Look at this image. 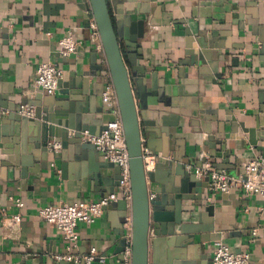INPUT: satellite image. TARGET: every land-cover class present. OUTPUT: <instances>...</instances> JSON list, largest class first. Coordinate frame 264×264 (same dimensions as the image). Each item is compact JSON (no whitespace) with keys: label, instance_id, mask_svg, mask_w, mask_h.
<instances>
[{"label":"crops","instance_id":"0c3cea01","mask_svg":"<svg viewBox=\"0 0 264 264\" xmlns=\"http://www.w3.org/2000/svg\"><path fill=\"white\" fill-rule=\"evenodd\" d=\"M85 1L0 0L1 101L15 104L16 110L20 105L32 106L29 102L38 93L47 95L33 82L37 64L52 62L63 71L60 80H72L71 87L62 88L72 93L58 94L57 89L53 94L61 104L78 106L80 112L84 108L94 116L110 115L112 110L101 95L110 80L102 75L103 51L90 37L92 16L84 10ZM108 2L112 13L123 18L146 9L143 19L128 17L120 29L134 38L129 40L131 54L136 66L145 69V112L153 151L143 145V153L154 160L156 187L174 176L175 158L189 160L185 168L191 172L209 163L237 175L248 159L264 154V0ZM69 29L79 44L74 54L62 57L57 41ZM197 31L204 33L206 43L215 45V60H195ZM11 118L9 110L0 106L1 129L11 127ZM20 134L17 164L11 152L0 148V206L6 212L0 214V264H31L29 258L36 264H44L45 259L57 264L60 261L53 255L64 252L66 242L56 227L38 216V210L50 204L96 201L117 192L119 168L109 169L105 178L113 186H106L95 170L98 162L107 163L102 154L94 148L95 158H90L72 144L49 152L41 168L23 151ZM142 140L145 144L143 135ZM164 158V162L172 160L171 167L160 166ZM156 193L150 185L149 195ZM15 198L23 201L19 209L13 204ZM182 204L193 206L191 212L182 213L186 224L196 226L187 234L190 242L182 239L179 226L173 237L149 234L148 264L156 260L163 264L168 257L174 261L181 255L186 262L212 264L218 241L236 253L247 252L248 264H264V203L258 194L220 193L208 186L201 189L200 200ZM168 207L165 204L162 211L168 212ZM15 211L21 216L16 224L10 219ZM123 215L117 204H109L94 222L78 223L77 248L72 252L85 254L92 248L105 256V264H121L115 250L120 229L128 234Z\"/></svg>","mask_w":264,"mask_h":264},{"label":"water","instance_id":"95a60500","mask_svg":"<svg viewBox=\"0 0 264 264\" xmlns=\"http://www.w3.org/2000/svg\"><path fill=\"white\" fill-rule=\"evenodd\" d=\"M84 10L90 13L96 24L105 63L102 75L109 77L114 88L117 98V114L111 111L110 115L104 113V115L94 116L87 114L84 108L80 112L81 109L78 106L75 108L72 104L66 107L55 95L38 93L29 102L34 107V117L24 119L25 117L23 118L15 112V104L0 100V106L7 108L14 117L11 118L14 120L11 127H2V129L0 127V148L3 152H11L14 162L17 164L19 160L17 158L16 143L19 141L17 135L21 133L24 143L23 151L39 162L41 168H44V162H47L49 153L47 144L53 138L60 140L62 148L72 144L79 153H86L90 158H95L94 146L89 142L82 141L81 132L86 130L89 134L99 135L106 128L107 123L119 119L123 127L129 157L130 199L127 202L125 199L119 198L110 204H117L123 210L125 219L123 222L128 220L130 228L128 234L125 233L124 228L120 229V240L115 254L121 264H124L123 253L128 245L130 247L129 264H148L149 234L155 237L172 236L175 235L176 226H179V232L184 237L182 239L190 242L191 236L187 237V234L196 230V226L186 224L183 221L182 213L191 212L193 206L190 205L187 208L182 204V201L200 200L201 189L208 187L207 180L206 178H197L193 172L185 168V164L189 160L185 162L178 158L173 159L177 162L174 163V176L169 178L166 185L162 184L156 187L157 168L147 172L144 170L143 145L153 151L150 147L151 129L148 127L145 112V89L142 80L145 69L136 66V57L131 54L133 50L129 43V40L133 41L134 38L129 36L126 30L122 32L120 26L121 21L127 22L128 17L129 19H143L145 7L139 10L141 14H129L124 18L112 13L108 0H86ZM196 34L199 50L193 53L195 60L200 63H203L205 58L215 60L217 54L215 45L205 42L202 31H197ZM208 48L211 49L210 52L207 51ZM95 59L97 58L95 57ZM100 63H102L101 60H99ZM71 82V79L68 83L59 80L58 94L69 95L72 93L70 90H64L68 86L71 87ZM141 122H143V127H141ZM142 135L145 138V144ZM163 157H166L165 153ZM164 161L165 158L161 160L160 166L164 164L167 167L172 166V160L171 162ZM98 164L95 166V170L101 174L104 184L112 187L113 183L105 176L109 174V169L113 168V164L109 162L106 164L98 162ZM116 179L119 183L120 176ZM150 185L151 189H155L157 192L154 197L149 195ZM109 189L111 191L112 188ZM165 204L169 206L168 212L162 211ZM153 241L155 242V240ZM180 257L183 260L181 264H197L186 262L185 255ZM180 257L174 261L168 257L163 261V264H178L177 261ZM29 260L31 264L38 262L32 258ZM158 261L156 260L154 264H159ZM44 264H52V261L45 259ZM57 264L85 263L83 261L78 263L60 261Z\"/></svg>","mask_w":264,"mask_h":264},{"label":"built area","instance_id":"2783aa9c","mask_svg":"<svg viewBox=\"0 0 264 264\" xmlns=\"http://www.w3.org/2000/svg\"><path fill=\"white\" fill-rule=\"evenodd\" d=\"M91 29L90 37L98 48H102L96 24L92 19L88 22ZM79 42L74 38L72 30L69 29L57 41V52L62 57H68L75 53ZM63 71L52 62H40L35 69L34 87L47 95H53L57 91L58 81L62 78ZM102 102L109 106L117 114V98L111 82H107L102 90ZM20 116L34 117V107L20 105L15 110ZM84 142L91 143L94 148L102 154L104 159L119 168V187L117 192H112L96 201H76L72 203H60L46 205L38 210V216L48 224L56 227L66 242L65 251L53 255L57 261H83L85 264H105V256L94 249H89L85 254L73 253L77 248L78 234L76 227L78 223H92L101 216L104 208L119 198L130 199L129 182V157L124 139L123 127L119 119L109 122L99 135L89 134L86 130L81 132ZM47 148L49 152H55L61 148L60 140L51 139ZM144 156V153H143ZM154 160L144 156L145 172L152 169ZM196 177L206 178L209 188L215 192L228 193L231 190H241L245 193L258 194L264 203V154L248 159L237 175L228 174L225 170L215 169L211 164H204L193 168ZM13 204L16 208L23 206L20 198H15ZM5 208L0 206V214L5 215ZM13 223H19L21 216L18 211L10 215ZM127 229L130 223L125 222ZM256 229L252 230V235ZM128 238V236H127ZM128 240V239H127ZM124 262L129 264L130 247L127 245L123 253ZM249 254L247 252L236 253L223 241H218L212 251V264H248Z\"/></svg>","mask_w":264,"mask_h":264}]
</instances>
